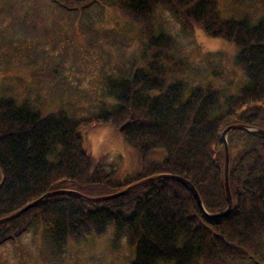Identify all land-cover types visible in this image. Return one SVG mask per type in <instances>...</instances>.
<instances>
[{
	"label": "trees",
	"instance_id": "1",
	"mask_svg": "<svg viewBox=\"0 0 264 264\" xmlns=\"http://www.w3.org/2000/svg\"><path fill=\"white\" fill-rule=\"evenodd\" d=\"M5 1L15 19L11 9H33L18 21L31 30L43 27V5L72 21L110 8L124 23L120 33L129 38L139 29L142 49L129 68L104 73L100 98L82 114L75 87L67 96V79L52 107L30 85L22 97L1 88L0 219H9L0 224V247L32 234L42 241V260L59 264L70 247L112 233L114 250L124 240L131 246L130 264H264V0H232L241 13L231 15L219 0ZM164 11L185 33L233 44V74L190 68L159 21ZM18 39L10 35L2 47ZM5 50L1 64L11 62L13 51ZM53 72L50 80L60 74ZM99 125L114 127L137 150L141 171L122 177L110 153L91 154L83 133Z\"/></svg>",
	"mask_w": 264,
	"mask_h": 264
},
{
	"label": "rangeland",
	"instance_id": "2",
	"mask_svg": "<svg viewBox=\"0 0 264 264\" xmlns=\"http://www.w3.org/2000/svg\"><path fill=\"white\" fill-rule=\"evenodd\" d=\"M231 1L219 0L218 2L225 14L240 12ZM7 6V1H0V9L3 11L0 21L5 20L0 29L7 30L4 33L6 38L2 37L4 34H0L2 37L0 38V52L8 49L13 53L11 62L8 60L7 63H0V91L3 86L10 87L15 95L22 97L25 96L23 93L30 85L33 90L35 89L33 96L40 92L43 101H47L46 104L49 107L56 105L53 97L57 91V84L67 79L64 84L73 85L67 86V92H65L70 97L73 94L70 92L73 90L69 87H75L76 113L82 114L84 112L82 107H92L95 104L93 102L100 98L101 80L104 73L116 72L114 70L118 66L129 68L136 53L140 48L142 49L139 29L129 30V38L125 33H120L117 24L120 23L123 27L124 23L119 16L112 13L110 8L104 11L100 6L93 7L90 9V16H81L80 20L72 21L66 14H62L51 5H43L40 10L43 27L31 30L26 29L23 23H18V21L23 17V13L26 11L29 13L32 8L30 9L29 5H23L19 7L20 9H11L19 12V17L15 19L9 13L11 11L5 9ZM54 20L59 25L55 26ZM159 21L175 34L180 53L185 56L190 68L205 73L207 68L214 66L215 69H220L225 74H233L236 51L233 44L223 39L210 38L200 30L185 33L180 22L168 11H164L159 16ZM83 27L85 31L82 30ZM10 35L19 36V43L13 47H2L4 39L10 38ZM52 72L60 74L54 75L55 78L50 80ZM193 76L196 81L200 80L199 76L195 74ZM38 81L41 82L38 83ZM83 134L85 146L91 154L100 156L110 153V161L122 177L141 171L142 162L137 150L126 144L114 127L99 125L85 129ZM159 152L154 155L155 158L163 157L164 151ZM111 237L112 233H108L95 240H90L85 245L70 247L61 263L130 264L131 246L124 240L121 248L114 250ZM39 239L28 234L23 237L19 246L13 244L1 246V264H55L50 259L42 260L39 250L42 241Z\"/></svg>",
	"mask_w": 264,
	"mask_h": 264
},
{
	"label": "water",
	"instance_id": "3",
	"mask_svg": "<svg viewBox=\"0 0 264 264\" xmlns=\"http://www.w3.org/2000/svg\"><path fill=\"white\" fill-rule=\"evenodd\" d=\"M235 128V126H228V131H230V130H232V129H234ZM227 131V132H228ZM226 136V133L224 134V136L223 137H225ZM225 145H226V148L228 149V145H227V140H226V137H225ZM230 154L228 153L227 154V163H229L230 162ZM190 187H191V191H193L194 192V195H195V197H196V201H198V204H199V206L202 208V209H204V207H203V202H202V199H201V197H200V194L198 193V191H197V189L195 188V186L194 185H192V184H190ZM230 184H229V180H227L226 181V190H227V192H228V194L230 195ZM48 196V194L46 193L45 195H43V196H41V197H39V199H37V201H35V203L36 202H39V201H41V200H43L45 197H47ZM110 197H113V195L111 196L110 195ZM34 205V203H32V204H29L26 208H24L23 210H26L27 208H30V207H32ZM207 213V212H206ZM227 212H224V213H221V214H218V216H224L225 214H226ZM208 214V213H207ZM9 219V217H7V218H5V219H0V224L2 223V222H4V221H6V220H8Z\"/></svg>",
	"mask_w": 264,
	"mask_h": 264
}]
</instances>
